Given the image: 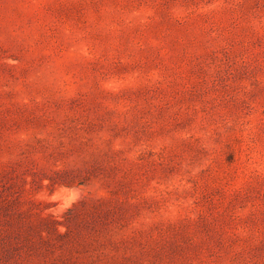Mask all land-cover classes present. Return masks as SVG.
I'll list each match as a JSON object with an SVG mask.
<instances>
[{
	"label": "rangeland",
	"instance_id": "1",
	"mask_svg": "<svg viewBox=\"0 0 264 264\" xmlns=\"http://www.w3.org/2000/svg\"><path fill=\"white\" fill-rule=\"evenodd\" d=\"M0 264H264V0H0Z\"/></svg>",
	"mask_w": 264,
	"mask_h": 264
}]
</instances>
